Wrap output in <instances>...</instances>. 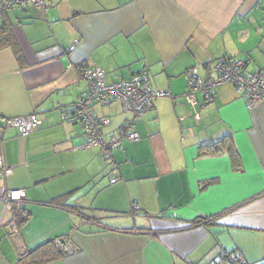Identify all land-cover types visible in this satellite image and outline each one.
<instances>
[{"label": "crops", "instance_id": "crops-1", "mask_svg": "<svg viewBox=\"0 0 264 264\" xmlns=\"http://www.w3.org/2000/svg\"><path fill=\"white\" fill-rule=\"evenodd\" d=\"M45 4L0 13L20 47L0 49V115L42 121L27 136L1 128L13 172L0 177V264L48 242L79 250L38 264H215L228 253L264 264V102L249 108L232 83L211 102L185 95L195 67L204 79L225 57L264 68V0ZM93 65L108 83L146 69L151 86L171 94L136 119L140 139H125L111 165L82 147V127L66 116ZM95 110L110 119L106 137L131 116L118 98ZM224 135L222 151L199 148ZM16 188L30 216L19 224V215L13 234L2 198Z\"/></svg>", "mask_w": 264, "mask_h": 264}, {"label": "built area", "instance_id": "built-area-1", "mask_svg": "<svg viewBox=\"0 0 264 264\" xmlns=\"http://www.w3.org/2000/svg\"><path fill=\"white\" fill-rule=\"evenodd\" d=\"M46 0H0V13L12 7L32 5L33 7L46 6ZM214 73L208 79L200 76L197 67L193 68L188 78L186 87V98L189 103L196 104L198 95L201 94L206 102H211L215 96V89L223 84L232 83L246 98L249 108L256 107L264 102V68L261 70H249L246 61L239 58L225 57L217 60L212 68ZM88 88L74 102L71 108L66 110L69 119L77 120L87 137L82 145L85 149L99 148L102 158L114 163L113 150L122 146L125 139L136 141L140 139L139 132L135 129V121L154 107L155 100L160 97L171 96L170 92L163 89H155L151 86L149 73L146 69L119 82L108 83L106 72L103 68L93 65L82 68ZM118 98L121 100L123 109L131 114L126 119L122 130L116 135L106 137L101 127L108 125V117H99L96 113V105H108ZM42 123L36 113L20 116L0 115V177L5 178L12 174L13 167L7 162L5 141L3 139L2 127H15L22 136L32 133ZM115 181V179H114ZM24 189H9L2 198L5 211H13V221L10 230L13 234L19 232L17 224L18 211L25 197ZM19 207H13V204ZM63 252L78 251L66 242L60 243ZM215 264H249L242 256L228 253Z\"/></svg>", "mask_w": 264, "mask_h": 264}, {"label": "trees", "instance_id": "trees-1", "mask_svg": "<svg viewBox=\"0 0 264 264\" xmlns=\"http://www.w3.org/2000/svg\"><path fill=\"white\" fill-rule=\"evenodd\" d=\"M9 25L10 24L5 23V25H2L0 27V49L7 46H11L15 49V51L18 54H20V47L14 37L12 30L9 29ZM229 140H230V136L224 135L216 141L200 144L199 148L203 151H208L213 153L220 152L224 149L223 147L226 145V142H228ZM230 150H232V148H230ZM233 160L237 166H240V163L238 164L237 155L234 154ZM28 213L29 212H27V210H23V208H21L18 211V218L19 215L21 214L19 219V224H22L27 219H29L30 215ZM60 243L61 242H59L58 244H56L55 242H48L33 251L25 252V254H23L20 257L19 264H38V263L50 261L51 259H55L57 257L64 255L66 252H63L61 250Z\"/></svg>", "mask_w": 264, "mask_h": 264}, {"label": "rangeland", "instance_id": "rangeland-1", "mask_svg": "<svg viewBox=\"0 0 264 264\" xmlns=\"http://www.w3.org/2000/svg\"><path fill=\"white\" fill-rule=\"evenodd\" d=\"M130 117H131V116H130ZM103 161H104V163L106 162L105 164H107V165H108V164L111 165L109 162H107V161H105V160H102V162H103Z\"/></svg>", "mask_w": 264, "mask_h": 264}]
</instances>
